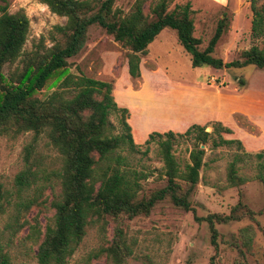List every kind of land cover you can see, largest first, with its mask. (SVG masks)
Segmentation results:
<instances>
[{
  "label": "trees",
  "instance_id": "1",
  "mask_svg": "<svg viewBox=\"0 0 264 264\" xmlns=\"http://www.w3.org/2000/svg\"><path fill=\"white\" fill-rule=\"evenodd\" d=\"M41 1L66 21L54 26L58 36L51 35V46L44 45L41 37L29 51L23 50L30 32L28 16L21 8L9 12L6 3L0 4V135L15 137L22 132L32 133L30 142L24 147V168L14 180L18 191L26 190L38 180L39 168L34 154L39 139L45 136L60 159L59 167L53 171L59 180L60 192L52 201L53 222L46 225L37 245L39 264H66L85 235L86 226L104 223L106 217L147 215L166 197L189 210L190 196L199 182V171L205 165L204 146L212 133L217 134L212 140L213 146L234 147L232 160L227 165V185L240 186L254 179L264 186V150L244 151L240 140L221 135V132L231 133L229 127L214 122L211 132L199 124H191L182 133L152 131L144 144L157 142L165 184L147 195H140L142 181L152 173L137 169L130 161V156L138 152L140 146L134 142L131 127L125 119L128 109L118 106L115 101L113 81L84 74L75 76L70 72L69 62L84 48L89 27L94 24L128 49L127 70L133 79L140 76L141 56L147 54L148 45L166 28L175 32L178 43L190 56L192 67L220 69L255 65L264 68V46L251 45L230 61L213 56L225 27L223 17L218 20L207 45L200 49V39L194 35L193 10L189 1L176 4L168 11L171 0H156L146 13L147 0H135L126 14L112 8L115 0H102L96 9L90 0ZM250 8L251 36L264 39V0L260 4L252 0ZM69 87L74 89L71 95L66 94ZM113 112L120 113L119 133L112 131L109 121ZM182 136L192 139L189 160L183 166L173 152L175 139ZM240 163L253 165V175L242 174ZM4 196L5 189L0 183V199ZM31 202L33 199L21 201L20 207L27 209ZM241 209L242 213H237ZM260 212L264 213V205ZM242 214L253 218L256 212L239 198L228 215H209L206 219L212 244H216L218 236L215 223L239 219ZM30 226L34 233L38 232L36 225ZM99 253L115 264H125L130 249L118 230L117 238L102 247ZM0 264H13L2 244Z\"/></svg>",
  "mask_w": 264,
  "mask_h": 264
},
{
  "label": "rangeland",
  "instance_id": "2",
  "mask_svg": "<svg viewBox=\"0 0 264 264\" xmlns=\"http://www.w3.org/2000/svg\"><path fill=\"white\" fill-rule=\"evenodd\" d=\"M90 1L96 9L102 0ZM134 1L115 0L112 8L126 14L132 9ZM155 1H146V13L150 12V6ZM191 1L194 35L200 39V49L207 45L218 20L223 17L225 27L214 47L213 56L230 61L251 45L264 46V39H253L251 36L252 0H228L225 4ZM262 1L257 0V4ZM184 2L186 0H171L167 10L171 11L176 4ZM4 3L9 12L21 8L29 18L30 32L23 46L24 51L31 50L41 37L44 45L51 46V35H57L54 26L63 25L66 21L65 17L52 13L41 0H0V4ZM148 49L146 61L141 62V74L133 79L127 70L128 49L94 24L89 27L84 48L70 58V72L75 76L84 74L113 83L117 81L114 97L120 103L132 100L120 86L138 88L142 72H146V84L161 92L171 89L177 93L180 90L178 85L194 86L201 81L206 90L220 92V110L224 114L223 122H208L206 131H212L214 122L221 123L231 129V133L221 132V135L240 140L244 151L256 153L264 150V68L255 65L220 69L192 67L190 56L169 28L162 30ZM73 90V87L67 88L66 94L71 95ZM146 103L151 104L152 98L146 96ZM119 119L118 112L109 115L114 133L121 132ZM125 119L128 122V114ZM162 122L167 121L151 118L146 127L155 128L158 124L163 125ZM173 131L182 133L185 130ZM215 137L217 134L212 133V138L204 146L205 165L199 171V182L190 196L189 210L175 205L166 197L157 202L147 215L129 218L121 214L116 218L106 217L104 223L89 224L66 264H115L98 251L117 238L118 230L130 249L125 264H264V213L260 212L264 205V186L254 179L240 186H228L227 165L232 160L234 147L213 146ZM31 138V132H22L15 137L0 135V183L5 189V196L0 199V244L9 252L13 264H39L37 245L46 225L53 222L55 209L52 201L58 198L60 192L59 180L53 174L60 165V159L45 136L39 139L34 154L39 168L37 182L21 192L15 186V177L24 168V147ZM135 138L140 150L130 156V161L137 169L152 173L142 181L140 195H147L165 184L163 162L156 141L146 145L139 133ZM191 147L192 139L189 137L175 139L173 152L181 166L189 160ZM240 172L252 176L253 165L240 163ZM239 198L256 214L253 218L242 214L239 219L216 222L218 236L216 244H212L206 218L214 214L228 215ZM30 199L33 202L27 209L20 207L21 201ZM16 217L17 224L14 225ZM30 225H36L38 232L34 233Z\"/></svg>",
  "mask_w": 264,
  "mask_h": 264
},
{
  "label": "crops",
  "instance_id": "3",
  "mask_svg": "<svg viewBox=\"0 0 264 264\" xmlns=\"http://www.w3.org/2000/svg\"><path fill=\"white\" fill-rule=\"evenodd\" d=\"M186 1H189L191 4L193 3L191 0ZM203 1L215 4H225L228 0ZM150 44L148 45V48ZM142 61H146L145 55L141 56L140 72L142 69ZM197 84L194 86L178 85L177 87H180V90L177 93L171 89L168 91L163 90L164 92H161L157 89H153L150 84H146V72H142V80L138 88H133L131 86L126 88V86L121 85L120 87L127 91L132 100L120 103L115 97L114 98L117 101L118 106H125L128 109V123L131 127L134 142L136 141L135 137L137 136V133L140 134V138L144 141L152 131L159 132L166 129L181 131L186 130L191 124L206 125L213 120L223 122L224 114L220 110L222 107V103L220 102V99H222L220 98V92L216 89L213 91L206 90L201 81L199 83L197 82ZM117 85V81L113 83V96ZM146 96L152 98L151 104L146 103ZM150 106L157 109H149ZM160 117L163 119L167 118L169 122L166 120L167 122H162L163 125H158L155 128L149 126L146 127V123L149 124L151 118Z\"/></svg>",
  "mask_w": 264,
  "mask_h": 264
},
{
  "label": "bare ground",
  "instance_id": "4",
  "mask_svg": "<svg viewBox=\"0 0 264 264\" xmlns=\"http://www.w3.org/2000/svg\"><path fill=\"white\" fill-rule=\"evenodd\" d=\"M162 117H163V116H162ZM160 118H161V117H160ZM161 119H162V121H163V120H165V121L167 120V121L169 122V120H168L167 118H164V119H163V118H161ZM158 125H159V124H158Z\"/></svg>",
  "mask_w": 264,
  "mask_h": 264
}]
</instances>
